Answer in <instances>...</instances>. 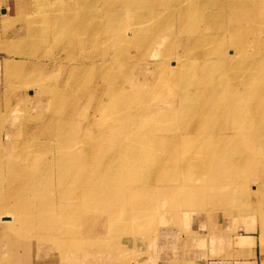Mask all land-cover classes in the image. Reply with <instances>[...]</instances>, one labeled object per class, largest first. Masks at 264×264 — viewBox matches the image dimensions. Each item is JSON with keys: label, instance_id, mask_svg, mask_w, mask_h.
<instances>
[{"label": "rangeland", "instance_id": "obj_1", "mask_svg": "<svg viewBox=\"0 0 264 264\" xmlns=\"http://www.w3.org/2000/svg\"><path fill=\"white\" fill-rule=\"evenodd\" d=\"M108 1L0 0V202L9 205L8 209L14 205L26 209L0 211V264H132L138 255L153 256L155 243L159 244L158 256L176 255L184 248L181 234L200 235L202 225L217 222V218L220 222L232 220L241 224V218L248 213L255 215L249 221L264 236L260 225L264 223V182L260 181L264 166L262 160L259 166L252 167L250 163L255 151L264 148V143L251 140L255 134L264 136V0H225L218 7L214 6L218 0H185L181 5L184 9L189 5L185 13L204 12L196 22L199 31L189 28L192 21L184 25L191 41L187 44L181 39L178 48H173L187 54L183 56L190 58L187 66L205 80L203 87L211 90L210 84L216 82L218 74L228 78L252 76L249 87L250 80L236 88L223 84L224 92L218 93L220 100L225 94L231 104L250 105L252 111L229 109L224 113L204 110L218 102L216 93L188 94V79L184 83L180 78L172 80L174 93L167 81L155 84L145 80L139 65L134 67L135 62L142 61V47L136 44L140 37L130 41L123 38L124 30L131 32L129 24L112 21L110 25L105 18L94 15L88 18L94 6ZM64 2L73 9L66 7L68 11L64 12L73 14L80 7H93L82 24H59L54 22L55 13L44 10L48 5L61 10ZM243 10L251 11L250 19ZM224 11H230V18L237 16L238 22L254 28L244 36L245 45H238L233 54L231 31L220 28L222 24L229 26V22L219 18ZM116 12L120 15L128 9L122 4ZM180 22L177 13L169 23L170 37L157 52L178 35ZM210 25L212 28H208ZM108 26L116 39L105 38L104 29ZM233 32L236 39L242 34L239 27ZM199 33L204 36L194 42ZM106 54L109 57L99 63L98 59ZM179 55L175 61H179ZM87 57H94L97 64L84 61ZM228 58L227 63H215ZM153 61L151 57L146 63ZM165 68L172 69L168 63ZM184 106L193 108L195 113H188ZM240 116L244 123L247 121L241 137L224 139L222 132H229ZM136 135L139 142H128ZM148 136L151 139L146 148L142 144ZM159 137L164 141L157 144ZM18 141L23 146L20 151ZM85 149L93 150L96 158L83 160L81 152ZM56 154L66 158V166L49 163ZM105 159L110 161L108 168ZM220 160L227 162L225 167L217 165ZM40 162L45 166L34 183L27 170L33 174ZM110 170L116 175L112 180L106 176ZM90 173L94 175L91 183ZM90 184L93 188L99 186L100 198L82 191ZM179 184L191 185L198 193L190 197L189 205L173 208L171 203L187 198L173 189ZM39 186L42 204L70 201L81 208L70 210L65 205L57 211H45L38 200ZM242 186L246 192L241 191ZM85 202L89 203L88 210H84ZM115 202L118 205L111 207ZM45 215L52 218L51 224L41 225L39 221ZM18 231L26 232L28 237H19ZM47 238L62 241L44 249ZM63 238L67 239L65 247L61 246ZM38 242L43 247L35 248Z\"/></svg>", "mask_w": 264, "mask_h": 264}, {"label": "bare ground", "instance_id": "obj_2", "mask_svg": "<svg viewBox=\"0 0 264 264\" xmlns=\"http://www.w3.org/2000/svg\"><path fill=\"white\" fill-rule=\"evenodd\" d=\"M78 1V0H77ZM199 2H202L203 0H198ZM213 1V0H212ZM230 1V0H229ZM183 2H185V0H109L108 2H105L103 3L102 6H94L92 5L93 7V11L92 13L88 16L91 17L90 19H92V16L94 15L95 18L97 19H104L107 20L106 22H108L110 25L113 24L112 21H115L117 23H126L125 26L127 24H129L130 26V31L126 32L124 30V34H123V38L126 37L127 41H130L132 39H134L135 37H140V40H138L136 42V44L138 46L141 45L142 47V56H141V60L140 62H135L134 63V67H137L139 65L140 67V72L142 74V76L144 77V79H148V80H151L153 83H157V82H160L161 80L165 81V84H166V81H167V84L171 83L170 85H167V87L170 89V91H172L174 93L175 89L173 88V82L172 80L174 79H178L179 81V78L181 80V82L183 81V83L185 82V80L188 79V83H186L187 85L190 84V87H187L185 89V92L188 93V94H192V95H196L197 93L199 94H203V95H208L209 94V91L212 93V94H215V98L218 100L217 103L215 104H211V106H209L211 109H205L204 110H208L207 112H219L220 110L224 112H226L227 110L229 109H234V110H237L238 112H242V111H252L251 109V106L250 105H242V106H238L236 104H231V100L230 99H227L226 98V95L224 94V98L223 100H220L219 96H218V93H223L224 89L221 90V88L223 87V84H225L226 86H228L229 88H236L238 85H241V86H244L248 83V81L251 79L252 80V76H250V78H245V77H238V76H230L229 78L227 76H224V75H219L216 77V82H211V90H206L204 87H203V79L201 77V75L196 72V70H194V73L191 72V69L190 67L187 66V61L190 60L189 57H183V56H187V54L185 53H181V49L179 52H175L173 50V48L177 49L178 48V44L180 42L181 39H183L186 43L187 42H190L192 37H190L186 32H188V30L184 29V25L185 23H188L190 21L191 24H190V29H192L193 31H199V26H197L198 23H196L199 18L202 16H204V12H201L200 10H196L195 13H185V11H187L188 9V6L184 9L181 7V5L183 4ZM228 2V1H227ZM235 2V1H234ZM240 3L244 2V1H239ZM77 3V2H76ZM89 3V2H88ZM204 3V2H203ZM223 3H226L225 0H218L217 3H215V7H218V6H221L223 5ZM236 3V2H235ZM234 3V4H235ZM250 3V2H249ZM79 4V3H78ZM83 4V3H82ZM81 4V5H82ZM122 4H124L127 9H128V12H125V13H121L119 15L118 12H116V9H118L119 6H121ZM207 4V3H206ZM229 5H233L232 3L230 4V2H228ZM245 4V3H243ZM248 4V3H247ZM75 5V4H74ZM85 6V5H84ZM91 6V5H90ZM240 6V4H239ZM243 6V5H242ZM245 6V5H244ZM68 7L69 9H72V6L69 5V4H66L64 2V5H63V9H57L55 8L53 5H48V8L47 10L44 12H47L48 14L49 13H55L54 14V22H58L60 24V22L62 23H70L71 21L72 22H78L80 24L83 23V20L86 18V14L88 12H90V9H92V7L89 9L86 8V10H81L82 7H80L81 9L77 10V12L75 14H73V12H64V11H68L67 8ZM248 7V6H247ZM257 7V6H256ZM77 8H78V5H77ZM44 9V8H43ZM73 10V9H72ZM36 11V10H35ZM244 13H246V17L248 19H250L251 17V11L250 10H243ZM37 13V12H36ZM179 15V17H181V22L179 24V27H178V35L174 36V38H172V42H169L167 43L166 46H163L162 50L157 52L158 49L160 48V46H162V44L165 42L166 39H168L170 36H168V29L170 27L169 23L171 21V19H173V16L175 14ZM230 13V11H224L221 13L220 15V19L221 20H226V22H229V26L227 25H224L222 24L220 26V28H223V29H228L229 31H231V33L229 35H232V39H233V42L232 44L234 45L235 49H230L233 53H236L237 49H238V45H245V40H244V36H248L252 31H254V28L252 27V25H248L246 24L244 21H240L238 22V19H237V16L236 17H233V18H230L228 16V14ZM39 14V13H38ZM36 16V15H35ZM38 17V16H37ZM35 17V18H37ZM46 18H48L47 16H45ZM263 17V16H262ZM39 18V17H38ZM258 18V17H257ZM94 19V18H93ZM36 20V19H35ZM32 21V19H31ZM164 21V22H163ZM168 21V22H167ZM36 22V21H35ZM34 22V23H35ZM166 22V24H164ZM254 23V22H253ZM259 23V22H258ZM204 24V23H203ZM69 25V24H68ZM235 27H239L241 30H242V34L238 36V38L236 39V36H234V32H233V29ZM57 28V27H56ZM64 28V27H63ZM77 28V27H76ZM146 29L145 31V34H143V31ZM208 28H212V26H208ZM109 26L108 28L105 27V32H106V39H116L117 36H114L113 34H111L109 32ZM150 29V31H149ZM159 29V31H158ZM219 29V28H218ZM217 29V30H218ZM61 30V29H60ZM162 30V31H160ZM222 30V29H221ZM58 31V30H57ZM63 31V30H62ZM61 31V32H62ZM76 31V30H75ZM80 31V30H79ZM147 31H149L150 33L147 34ZM216 31V30H215ZM141 32V33H140ZM162 32V33H161ZM220 33V32H219ZM74 34V33H73ZM77 34V33H75ZM71 35V34H70ZM76 36V35H75ZM96 36V39L99 38V35H95ZM178 36L180 37V39L178 38ZM204 36L203 34L199 33V35L194 38V42L196 40H200L201 37ZM225 37H223V40L226 41L224 39ZM73 39V38H72ZM77 39V38H76ZM204 39V38H203ZM81 40V43H84V40L80 39ZM179 40V41H178ZM53 42V41H52ZM197 43V42H196ZM53 44V43H52ZM57 44V43H56ZM188 44V43H187ZM200 44V43H199ZM203 44V43H202ZM224 44V43H223ZM250 44V43H249ZM164 45V44H163ZM192 45V44H191ZM48 46V45H47ZM53 45H51L52 47ZM204 46V45H202ZM220 47V46H219ZM48 48H50L48 46ZM190 48V47H189ZM233 48V47H232ZM220 49V48H219ZM207 50V49H206ZM234 50V52H233ZM193 51V50H192ZM171 52L173 54H171ZM203 52V51H202ZM140 54V53H139ZM179 55L178 57V60L179 61H175L174 58L176 55ZM196 54V53H194ZM203 55V54H202ZM149 56V57H148ZM109 57L108 54L104 55L102 58L98 59L99 63H101L102 61H105L107 58ZM154 58V61L152 63H146V61L149 59V58ZM233 57V55H232ZM231 57V58H232ZM29 58V57H28ZM189 58V59H188ZM111 59H113V56L111 57ZM168 59V60H167ZM170 60H173V61H170ZM227 60H230V58L226 59V60H215L216 64H222V63H227ZM84 61L86 62H92V64H95L96 63V60H94V57H87L84 59ZM138 61V60H137ZM262 61V60H261ZM204 62V61H203ZM166 63L170 64V66L172 67V69H168V68H165V65ZM238 63V62H237ZM51 64V63H50ZM97 64V63H96ZM111 63H109L110 65ZM142 64V65H140ZM203 64V63H202ZM201 64V65H202ZM208 64V63H207ZM206 64V65H207ZM239 64V63H238ZM133 65V64H132ZM205 65V66H206ZM209 65V64H208ZM104 66V65H103ZM211 66V65H210ZM256 66V65H255ZM199 66H197L196 68H198ZM212 67V66H211ZM102 68L103 67H100L101 71H102ZM207 68V67H206ZM239 68V67H238ZM228 69V68H227ZM206 70V69H205ZM226 70V69H225ZM224 70V71H225ZM245 70V69H244ZM254 70V69H253ZM155 71V72H154ZM214 71V70H213ZM223 71V69H222ZM209 72V70H208ZM218 72V71H217ZM95 73V72H94ZM133 73V72H132ZM228 73V72H227ZM203 74V73H202ZM208 74V73H207ZM225 74V73H223ZM235 74V73H234ZM243 74V73H241ZM210 75V74H209ZM132 76V75H130ZM165 77V79H164ZM38 79V78H37ZM210 79V78H209ZM259 79V78H257ZM39 80V79H38ZM169 80V81H168ZM251 80L249 81V84H248V87L250 86V84L252 83ZM207 83V82H206ZM222 86V87H221ZM225 86V88H226ZM29 87V86H28ZM242 88V87H240ZM250 89V88H249ZM169 91V92H170ZM219 91V92H218ZM197 92V93H196ZM239 92V91H238ZM242 92V91H241ZM171 93V92H170ZM182 92H180L179 95H181ZM242 94V93H241ZM174 96V95H173ZM251 96V95H250ZM236 97V96H235ZM229 98V96H228ZM233 98V97H232ZM190 99V98H188ZM192 99V98H191ZM235 99V98H234ZM239 99V98H238ZM259 99V98H258ZM217 100H207V101H210L209 103H213V101H217ZM249 100V99H248ZM256 100V99H255ZM253 100V101H255ZM205 101V102H207ZM204 102V101H203ZM237 102V101H236ZM251 102V101H250ZM257 102V101H256ZM255 102V103H256ZM264 102V101H263ZM221 103V104H219ZM235 103V102H234ZM203 104V103H201ZM223 104V105H222ZM249 104V103H248ZM218 105H222L221 107H219ZM99 107H102V104L99 106ZM185 107V106H184ZM186 110H188L187 112L189 113H193L194 112V109L193 108H189V107H185ZM253 108V107H252ZM201 109V108H200ZM213 109V110H212ZM255 109V108H254ZM196 111V110H195ZM231 111V110H230ZM260 111V110H259ZM253 112L255 113V110H253ZM195 113V112H194ZM197 115V113L195 114ZM200 115V114H199ZM198 115V116H199ZM206 115V114H204ZM209 115V114H208ZM223 115V114H222ZM261 115V114H260ZM213 116H216V115H210V117H213ZM201 117V116H200ZM221 117V115H220ZM223 117V116H222ZM254 117V116H253ZM258 117V116H257ZM260 118L262 116H259ZM255 118V117H254ZM206 119V118H204ZM222 119V118H221ZM231 119V118H230ZM195 120V119H194ZM234 120V119H233ZM254 120V119H253ZM260 120V119H259ZM248 121H251V120H248ZM255 121V120H254ZM247 122V121H246ZM245 122V123H246ZM261 122V121H260ZM199 123V122H198ZM245 123H244V119L240 116L238 117L237 121L235 123L232 124V126L230 127V130L229 132L227 131H223L222 134L224 135V139L226 137V140H234V139H238V137L240 136V133H242L243 131H245L244 127H245ZM249 123V122H248ZM256 123V122H255ZM247 124V123H246ZM250 124V123H249ZM254 124V123H253ZM226 125V124H225ZM257 125V123L255 124ZM198 126V125H197ZM197 126H192L193 128H196ZM248 126V125H247ZM84 127V126H83ZM198 127H202L203 128V125H199ZM253 127V125H252ZM262 127V126H261ZM188 128V127H187ZM84 129V128H83ZM242 129H244L243 131H241ZM72 131V130H71ZM198 131V130H197ZM252 131V130H251ZM101 132V131H100ZM103 132V131H102ZM69 133V132H68ZM88 133V131H87ZM185 133V132H184ZM196 133V131H195ZM254 133V131H253ZM264 134V132H262ZM198 133H196L197 135ZM255 134V133H254ZM153 137V136H152ZM157 137V136H156ZM218 137V136H217ZM241 137V136H240ZM244 138V137H243ZM250 138V137H248ZM150 139H151V136H148L145 138V142L144 144H142L143 147H149L148 143H150ZM223 139V140H224ZM154 140V139H153ZM160 140H163V138H160L159 137V143L157 142V144H160ZM252 142L255 141L257 144L260 143H264V136L260 135V138L258 137V135H254V138L251 139ZM125 141V140H124ZM139 142L140 141V138L139 136L136 135V137H134L133 139L129 140L128 142H130L131 144L132 143H135V142ZM164 141V140H163ZM245 141V140H244ZM243 141V143H244ZM237 142V141H236ZM18 143V150H22V147L19 143V141L17 142ZM16 143V144H17ZM154 143V142H153ZM164 143V142H163ZM223 143V141H222ZM227 143V142H225ZM220 144V142H219ZM240 144V143H239ZM252 144V143H250ZM224 145V144H223ZM243 145V144H242ZM28 146V144H27ZM241 146V145H240ZM259 146V145H258ZM232 147V146H231ZM30 148V147H29ZM33 148V147H32ZM229 148V147H228ZM249 148V147H248ZM24 149V148H23ZM209 149V148H208ZM257 149V148H256ZM36 149H33V151H35ZM29 151V150H28ZM249 151H250V148H249ZM30 152V151H29ZM20 152H18L19 154ZM120 153V152H119ZM99 154V153H98ZM112 154V153H111ZM81 155H82V159L83 160H92L94 158H96V155L94 154V151L93 150H89V149H85V151H82L81 152ZM109 155V154H108ZM41 155H39L40 157ZM100 156V155H99ZM106 156V155H105ZM116 156V155H115ZM98 158V157H97ZM110 158V157H109ZM112 158V157H111ZM252 160L250 161V163L252 164V167L253 165H256V166H259V160H262V165L264 166V148L260 147L257 151H255V155L254 157L251 158ZM109 161V159H105V168H108L110 167V164L107 162ZM227 161V160H226ZM52 162L56 163V164H59L61 166H66V158L63 157L62 155L60 154H56V157H54L51 161H49V163L53 164ZM86 162V161H85ZM110 162V161H109ZM89 163V162H88ZM96 163V162H95ZM218 166L220 167H225L227 162H225L224 160H220L218 162H216ZM216 163H212V166L215 167L216 166ZM103 165V164H102ZM261 165V166H262ZM45 166V163L44 162H40L39 166L38 167H35V171H33V174L31 173V170H27V174L29 177H31V179L33 180L34 183H36L37 179L36 177H38V175L41 173V168ZM241 167V166H239ZM113 168V167H112ZM237 168V167H236ZM255 169V168H254ZM101 170V169H100ZM79 171H80V168H79ZM99 171V170H98ZM112 170H110V172H106V176H108L109 178L114 179L116 177L115 174H112L111 173ZM261 171V170H259ZM257 172L260 173V172ZM81 172V171H80ZM244 172V171H243ZM77 173V172H76ZM101 173H103L105 175V171L102 170ZM150 173V172H149ZM37 174V176H36ZM119 175V172L117 173ZM213 176H214V171L212 172ZM97 175V174H96ZM150 175V174H149ZM231 175V174H230ZM259 175V174H258ZM98 176V175H97ZM154 176V174H153ZM226 176V175H225ZM264 176V172L261 173V176H260V181L264 182L262 180V177ZM89 177H92L90 179V183L92 182L93 178H94V175H92L91 173L89 174ZM100 177V176H99ZM148 177V176H147ZM250 177V176H249ZM216 178V176H215ZM241 179V177H239ZM247 178V177H245ZM252 178V177H251ZM98 179V178H97ZM153 179V178H152ZM231 179V178H230ZM101 180V179H100ZM243 180V179H242ZM257 181V180H256ZM97 182V181H96ZM104 182V181H103ZM106 182V181H105ZM104 182V183H105ZM100 183V182H99ZM252 183V182H251ZM63 184V182H61V185ZM94 184V183H93ZM98 185V184H97ZM115 185V184H114ZM245 185V184H244ZM164 186H167V185H164ZM99 186H97V188H93L90 184V186L84 188L82 191L84 193L87 194V196H94L97 198H100V196L97 194L98 192H101L100 189H98ZM102 187V186H101ZM174 187V186H173ZM253 187V186H252ZM251 187V188H252ZM106 188V187H105ZM104 188V189H105ZM110 189V188H109ZM108 189V190H109ZM112 189V188H111ZM121 189V188H119ZM173 189H176L178 192L184 194L187 198L185 200H183L182 202H173L171 203V207L173 208H177L179 206H182V205H189L190 203V197L196 195L198 192L194 191V187L191 186V185H188V184H183V185H177L175 186ZM107 190V189H106ZM105 190V191H106ZM113 190V189H112ZM125 190V189H123ZM253 190V189H251ZM31 191L34 192L33 194H35L36 192V189L33 187L31 188ZM241 191L242 192H246V187L245 186H242L241 187ZM260 191V190H259ZM123 192V191H122ZM128 192H129V188H128ZM241 192V193H242ZM258 192V191H257ZM37 193H38V200L40 202L41 205H43V207L46 209L45 211H57L58 208H60V206H69L70 210H79V208H81V206L78 204V203H71L70 201L69 202H61L59 204L56 203V201H51V202H47L46 204L45 203H41L40 201V198H41V194H42V191H41V186H39L38 190H37ZM52 193V192H51ZM115 193V192H114ZM247 193L248 194H251L252 192L250 190H247ZM262 193V192H261ZM103 194V193H102ZM222 194V192H221ZM104 195V194H103ZM102 195V196H103ZM106 195V194H105ZM121 195V194H120ZM249 196V195H248ZM46 197V196H45ZM223 196H221L222 198ZM109 198V197H108ZM235 198V197H234ZM246 198V197H245ZM57 199V198H56ZM43 200V199H42ZM45 200V199H44ZM254 200V199H253ZM1 201V199H0ZM94 201V200H93ZM96 204V202H95ZM94 204V205H95ZM100 204V203H99ZM0 205H3L2 207H0V211H6V210H9V211H26V209H23L24 207H21V206H17V205H14L12 206L10 209H8L10 206L7 205L6 203H1L0 202ZM116 205H118L117 202L113 203V205L111 207H115ZM96 206V205H95ZM94 207V206H93ZM92 207V209H93ZM89 209V203L88 202H85V206H84V210H88ZM120 209V208H119ZM203 209V208H202ZM52 218H49V215H45V216H42V218L40 219V223L41 225H49L51 224L49 221L51 220ZM18 234H19V231H18ZM69 234H66V238H68ZM19 237H28L27 236V233L22 231L20 232L19 234ZM18 237V238H19ZM66 238H63V243L61 246L65 247L66 246ZM21 239V238H20ZM135 239V238H134ZM62 241V239L59 241V243L57 242V240H55L54 238H47L46 239V242L44 244V249H48V248H53V247H56L57 245L60 244V242ZM39 244L35 247V248H41L43 247V244L38 242ZM0 249L2 250L3 249V246H1L0 244Z\"/></svg>", "mask_w": 264, "mask_h": 264}, {"label": "crops", "instance_id": "obj_3", "mask_svg": "<svg viewBox=\"0 0 264 264\" xmlns=\"http://www.w3.org/2000/svg\"><path fill=\"white\" fill-rule=\"evenodd\" d=\"M253 216L246 214L241 224L219 218L204 223L200 235L181 234L184 248L176 255L158 256L159 244L155 243L153 256L138 255L132 264H264V236L249 221ZM260 225L263 229L264 223Z\"/></svg>", "mask_w": 264, "mask_h": 264}]
</instances>
